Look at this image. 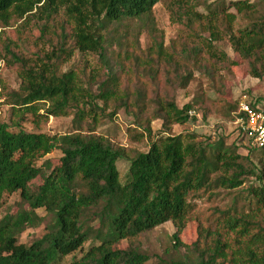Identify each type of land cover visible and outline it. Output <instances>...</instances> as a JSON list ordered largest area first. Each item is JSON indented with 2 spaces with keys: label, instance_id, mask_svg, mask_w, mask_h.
I'll return each instance as SVG.
<instances>
[{
  "label": "trees",
  "instance_id": "obj_1",
  "mask_svg": "<svg viewBox=\"0 0 264 264\" xmlns=\"http://www.w3.org/2000/svg\"><path fill=\"white\" fill-rule=\"evenodd\" d=\"M161 1L171 20L187 26L197 41L183 44L180 53L163 41L151 45L152 59L171 65L165 82L173 86L171 94L155 92L153 117L161 119L165 129L186 123L195 111L202 118L216 114L233 121L240 113L237 99L217 95L224 93L221 67L230 69L235 61L214 42L226 37L246 72L264 77V9L255 2L0 0L2 26L35 8L46 17L62 10L71 25V40L69 33L61 34L58 45L39 62L28 63L8 46L4 48L5 55L18 64L20 83L5 98L17 119L0 121V212L5 196L12 193H18L26 206L16 214L10 208L0 213V264H53L77 249L82 254L67 264H149L140 249L144 233L166 221L176 227L197 215L195 198L211 200L221 189H237L251 177L259 183L247 187V208L239 209L235 202L224 208L212 206L208 218L199 220L197 237L190 245L173 233L174 245L184 247V256L161 264H264V182L250 155L254 149L264 155V145L256 146L236 127L231 141L227 136L211 140L200 139L195 132L169 133L128 157L126 147L96 131L99 122L117 109L132 106L130 92L120 88L116 72L124 67L120 59L132 53L114 55L110 46L122 45L132 23L150 19ZM200 5L205 12L198 10ZM205 32L207 36L202 35ZM75 50L98 56L99 65L88 72L87 80L83 69L60 70ZM98 73L102 79L93 82ZM193 80L202 81L205 90L177 104L176 91ZM110 100L113 107L106 112ZM136 104L137 113L145 109L144 101ZM41 108L45 117L72 114L68 129L52 133L24 129L20 117L38 115ZM145 130L150 134L149 128ZM143 136L137 132L133 139ZM53 150L61 153L59 165L49 171L43 157ZM121 158L128 160L123 182L116 164ZM37 177L41 183L33 194L29 182ZM39 208L49 215L44 232L28 244L20 242L23 230L42 222ZM119 239L126 240L124 248L113 246Z\"/></svg>",
  "mask_w": 264,
  "mask_h": 264
},
{
  "label": "rangeland",
  "instance_id": "obj_2",
  "mask_svg": "<svg viewBox=\"0 0 264 264\" xmlns=\"http://www.w3.org/2000/svg\"><path fill=\"white\" fill-rule=\"evenodd\" d=\"M231 0H225L228 3ZM256 3L259 9H264V0H251ZM198 10L205 12L203 5ZM71 25L66 21V16L60 10L46 17L44 13H38L35 8L31 14L24 15L21 18H11L8 25H0V121L14 122L17 115L12 112L10 105L6 102V92L18 88L20 78L17 73L18 64H14L9 55H5L4 48L8 46L13 52L24 57L28 63L39 62L44 53H49L54 46L58 45L61 34L68 36L69 41ZM200 33V32H199ZM124 34V32L122 33ZM207 36L208 33H202ZM163 41V45L174 47L180 53L185 45H190L197 41L193 38L187 26L183 23L173 22L170 18L169 10L165 1L155 4L150 19L145 21H134L131 25L126 38L122 40V45L113 43L110 49L114 55H124L125 50L131 52V56H123L120 60L124 63L123 69H117L119 73V86L130 92L129 101L132 106L129 110L121 107L111 118H105L99 122L96 131L106 135L116 145L126 147L128 157L134 151L146 150L151 141H159L167 134H185L186 132H195L200 139H217L220 136H227L228 141L235 137V124L233 121L222 116L213 114L207 118H202L198 111L193 112L195 117L184 124L173 123L170 129L162 127V121L154 118L152 115L153 104L151 100L155 92L161 94L166 91L171 94L173 86L165 82L168 71L172 72V67L165 61L152 59L150 48L153 42ZM214 45L224 50L235 64L230 69L221 67L219 71L223 78L224 93L218 98L233 97L248 104H253V108L264 112V77L257 78L249 75L240 56L233 51L231 44L223 37L214 42ZM114 59H112L113 61ZM98 56L95 54H82L75 50L69 60L60 65V70H66L70 67L76 70H85L84 80H87V74L95 66H98ZM196 74V73H195ZM172 76V74L170 75ZM103 75L98 73L94 76L93 82H98ZM89 83V82H88ZM95 91L96 83L90 84ZM202 81L193 80L186 89L176 91L177 104L182 105L189 100L197 91H204ZM140 94V99L137 97ZM212 94V93H211ZM137 101L145 102V109L137 113ZM99 102H101L99 100ZM42 105L44 103H41ZM48 102L45 103V106ZM147 104L149 106H147ZM44 106V105H43ZM113 107V101L110 100L106 112ZM43 109H39L38 115L25 113L20 117L21 126L29 131H44L48 133L66 131L72 114L45 117L42 114ZM135 114L137 116H135ZM145 128H149L150 134H147ZM143 132L144 138L136 137L134 134ZM60 151L53 150L46 155L47 170L52 171L59 165ZM251 158L256 165V171L261 173V181L264 182V155L258 149L251 152ZM42 159L37 163L40 164ZM120 181L123 182L126 177L128 160L121 158L117 160ZM41 181L40 178H34L29 182V192L36 193ZM259 179L251 177L248 182L237 189H221L211 200L206 197H197L194 201L197 204V215L181 220L175 227L171 221H166L141 236L140 249L149 257V264H161L171 259L181 258L185 254L182 245L175 246L173 233L177 232L182 244L190 245L197 237V225L199 220L206 219L211 214L212 206L224 208L235 202L239 209L247 208V187L256 185ZM26 206V202L20 198L18 193H12L5 196L1 206V214L10 208L11 214H16L20 207ZM36 212L44 216L42 222L35 227H27L20 233L19 241L26 244L39 237L44 232V227L49 219V215L42 208L36 209ZM127 245L126 240L119 239L114 242L116 248H124ZM88 242L83 248H87ZM82 254V249H77L65 256H62L53 264H67L75 257Z\"/></svg>",
  "mask_w": 264,
  "mask_h": 264
},
{
  "label": "built area",
  "instance_id": "obj_3",
  "mask_svg": "<svg viewBox=\"0 0 264 264\" xmlns=\"http://www.w3.org/2000/svg\"><path fill=\"white\" fill-rule=\"evenodd\" d=\"M239 115L233 120L235 126L256 146L264 145V112L239 102Z\"/></svg>",
  "mask_w": 264,
  "mask_h": 264
}]
</instances>
